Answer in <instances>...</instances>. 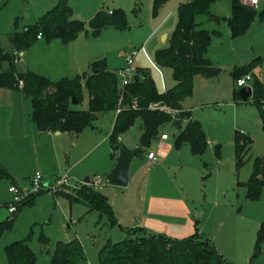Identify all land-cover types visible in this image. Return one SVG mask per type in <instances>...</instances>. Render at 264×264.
<instances>
[{
    "label": "rangeland",
    "instance_id": "1",
    "mask_svg": "<svg viewBox=\"0 0 264 264\" xmlns=\"http://www.w3.org/2000/svg\"><path fill=\"white\" fill-rule=\"evenodd\" d=\"M216 1L213 7L220 13H225L226 9L230 10V0ZM56 2L57 0H0V46L6 51L12 50L8 32L15 30V20L19 21V30H23L25 24H34L38 17L51 10ZM153 2L154 0H69L74 17L87 23L102 8L106 11H112L116 7L125 10L129 29L109 28L103 32L99 39H96L97 41L92 40L97 49H102L101 58L106 59L110 69L117 71L118 68L126 66L125 56L133 51H139L134 66L136 68L150 67L151 72H153V68L147 57L144 56L142 49L145 48L155 60L156 50L169 45L164 33L175 29L174 21L177 18L175 15L164 24L162 30L150 35L151 31L159 26L164 15L172 10L170 6H172L171 3H174L173 0L164 2L160 6L158 14L155 15ZM257 8L261 7L258 5ZM221 15L225 17L226 14ZM207 17L199 15L197 19L199 21ZM217 18L219 19V17L214 18L213 16L211 19H215L218 23ZM213 20L210 22H214ZM221 23L220 27L226 26L223 20ZM7 27L9 28L8 32H5ZM88 29L90 30V27ZM238 40H246L247 44L252 46L249 52L255 56L251 59L261 57L260 64L251 73L253 76L251 87H254L255 79H259L264 84V43L258 38L256 39L254 32ZM214 46L217 50L214 59L217 60V65L221 68L222 73L218 77L205 80L203 76L198 75L194 81V93L185 98V101L194 106L196 109L194 111L203 118V123L209 130L208 132L214 134L218 140L201 156L195 157L190 149L187 157L182 158L181 156L173 161L170 157L167 166L157 164V161L152 166H148L146 158L137 156L132 165V172H135L137 166L141 173L140 181L149 176L148 181L152 183L155 176V180L158 182H169L173 187L179 186V190L176 188L175 191L172 190L173 187L169 186L166 189L168 191L166 194L178 195L187 191L189 196L196 199H200L206 194L212 200L220 195L221 201L224 198L223 194H226V201L222 203L228 205V210L234 209V214L235 211L239 210L243 212L246 225L247 242L246 252L243 255L247 254V256L237 259V263L234 262V264H264V252L259 257L252 256L257 241L256 236L264 220V187L261 197L258 200H252L247 194L248 187L246 184L254 171L255 158L264 156V111L262 112L264 93L260 106L251 99L243 102L239 97V100L236 101L235 91L238 92L241 87L235 85L236 79L232 73L236 67L243 66V64H236V66L231 64L233 61L238 63V58L241 56H238L240 54L237 53L236 58H230L226 61V56L218 54L219 49L216 43ZM24 57L25 55L23 59ZM243 57L248 56H242L241 60ZM16 67L19 71L24 72L26 70L25 61L17 63ZM162 71L166 74V80L169 79L170 71L167 68H162ZM171 79L173 78L171 77ZM19 88L21 87L19 86ZM83 90V101L74 104V106L81 110H87L89 94L88 89L84 87ZM32 113L31 98L26 92L1 89L0 142L4 140V135L10 134L11 124L17 127L19 122H22L21 126L27 122L26 126H35L31 120ZM114 118L115 112L113 111L100 113L94 124L88 126L79 135L64 133L57 136L58 142L40 141L41 147H35L33 143L32 150L25 151L29 155L27 159L17 161L12 158L6 162L4 166L15 176L17 181L13 182V179L8 178L0 179V222L10 217L7 203L12 202V194L9 192L12 184L28 188L31 179L37 172L44 175L43 182L49 185H56V182L65 176L68 177L69 184L62 187L57 193L44 191L38 194L34 205H28L13 214V217H16L13 228L6 230L0 238V264H9L7 263L5 246L16 240L27 239L29 236L28 245L36 252L38 264H51L47 248H43L39 241L42 233L49 237L52 248L60 240L71 241L78 237L85 247L89 264L91 262L98 264V246L102 245L107 238L118 242L128 236L124 235L118 227L111 226L107 216L100 214L97 210L90 211L86 201L71 200L61 192L65 190L75 196L77 190L86 185L83 184L78 187L80 182H84L87 177L93 179L98 176L102 178L103 183L98 190L112 203L116 199L122 202L126 197L137 201L139 191H141L140 187L143 184L138 185V181H130L127 187L118 188L106 182V175L109 172L105 171V168L112 158V151L109 149L106 135L113 126ZM141 123L142 120L137 118L135 125L124 133L127 142L124 138L121 139L127 145H129V141H135L138 138ZM161 130L168 134L170 140H175L179 131L171 122L163 125ZM236 131L245 132L253 139L252 149L247 152L245 164L240 168L235 163L234 139ZM159 136L152 141L150 147L155 151H157L155 146L159 141ZM102 138L104 142L83 158L89 149ZM217 145L220 148V155L216 153ZM150 148L149 150H151ZM183 148L186 147L181 149ZM72 167L77 173H82L83 170L88 171L83 177H79L75 176ZM227 221L230 223L229 219Z\"/></svg>",
    "mask_w": 264,
    "mask_h": 264
},
{
    "label": "trees",
    "instance_id": "2",
    "mask_svg": "<svg viewBox=\"0 0 264 264\" xmlns=\"http://www.w3.org/2000/svg\"><path fill=\"white\" fill-rule=\"evenodd\" d=\"M168 0H154L153 10L157 15L160 6ZM215 0H188L178 6V21L169 37V45L156 50V62L162 67H170L173 71L176 84L165 92H160L151 72L144 68H137L139 76L122 87L115 71L107 68L106 59L91 64L90 71L74 77H64L52 81L42 74L17 69L14 60V51L29 49L38 39L39 33L47 41L60 38L69 43L82 32L91 28L93 37L100 36L102 30L113 28L127 30L130 28L126 11L116 7L112 11L99 10L87 23L74 17L69 0H58L54 7L40 16L34 24L18 29V20L15 21V30L10 34L13 50H4L0 47V90L12 89L26 92L31 98L33 113L32 120L39 131L79 133L88 126H92L98 114L107 111H119L116 122L109 136L111 146L118 150L121 134L131 129L137 118L142 120L141 136L138 143V156L149 151L152 141L159 136L160 128L166 123H173L179 131L174 146L180 148L188 143L192 152L198 156L209 149L207 133L200 120L191 118L190 113L181 110L182 101L194 93V79L196 75L208 78L218 77L222 73L219 66L208 58L207 51L215 37L222 35L220 30L203 28L197 21L199 15L212 18L211 4ZM232 14L226 18L231 30V36L241 37L253 27L258 19L264 21V7H251L242 1L232 0ZM261 62L258 57L243 66L236 67L232 73L235 79L246 73H252ZM24 85L19 88V83ZM253 96L250 98L260 106L264 93V84L255 79ZM88 89V109L81 110L74 104L84 99L83 88ZM74 99L76 102H74ZM235 99L239 100L235 91ZM134 102L138 106L134 108ZM152 104H162L180 113L175 117L167 110L153 108ZM264 108L262 106V112ZM188 119L185 126L183 120ZM253 139L245 132L236 131L235 134V161L240 168L245 164V156L252 149ZM216 153L220 155L217 145ZM254 171L246 182L247 194L252 200L261 197L264 187V156L254 160ZM8 178L16 182L13 175L0 163V179ZM71 200H84L91 210H97L107 216L111 226L119 224L109 198L105 197L93 186L84 185L73 196L65 190L61 191ZM34 195L25 202L23 207L32 205ZM8 205V204H7ZM16 217L0 222V238L6 230H11ZM16 240L5 246L9 264H37L36 252L28 241ZM253 257H259L264 252V220L256 236ZM39 241L43 248H47L52 264H88L86 251L81 240L76 237L71 241L60 240L54 248L49 237L41 234ZM52 248V250H51ZM99 264H232L219 252L215 243L198 233L177 239L164 234L151 233L146 228L138 227L128 231V236L122 241L113 242L108 239L99 250Z\"/></svg>",
    "mask_w": 264,
    "mask_h": 264
},
{
    "label": "crops",
    "instance_id": "3",
    "mask_svg": "<svg viewBox=\"0 0 264 264\" xmlns=\"http://www.w3.org/2000/svg\"><path fill=\"white\" fill-rule=\"evenodd\" d=\"M173 1L174 3H171L172 6H170L172 10L170 12H167L166 15H164L159 26H157L153 31H151L150 35L153 34L154 32L156 33L162 30L164 24L169 19L173 18L175 15H177V18L174 21V25L176 27L177 25L176 23L178 21V6L179 4L188 0H173ZM215 2L217 1L215 0L211 4L210 8H211V12L214 14V18L219 17L218 23L216 22L215 19L213 20L207 16H206L207 18L204 20L201 19L198 21L197 19V21L202 24L203 28H207L209 30L217 29L220 30L222 33L220 37L214 38L211 46L209 47V50L207 51L208 58L212 60L214 64L217 65L218 62L216 59H214V57H216L215 53L217 52L214 46L216 43L219 49L218 54H223L224 56H226V61L227 59L230 58L231 59L236 58L237 53H239L240 55L238 56L241 57L248 56V57H243L242 60L241 57H239L238 63L236 61H233L232 62L233 64L231 65L236 66V64L242 65L247 63L248 60H250L252 57L255 56V54H251L249 52V49L252 46H249L246 40L239 41L238 39L242 38L245 35H248L249 33L254 32L256 35V39L258 38L261 42L264 43V21L257 18L250 31H248L246 34L242 35L241 37L234 38L231 36V30L229 24L226 21V18L230 17L232 14V7H231L232 0H230L229 3L231 7L230 10L226 9L225 13H220L217 9L213 7V4H215ZM259 6L261 7L260 9L264 7V0H260ZM221 14H226V15L225 17H223ZM212 20L214 22H210ZM222 20L224 21V23H226V26L220 27V25L222 24L221 23ZM15 21H14V27H15ZM26 25L28 24H25L24 26ZM8 29L9 28L7 27L5 32H8ZM108 29L109 28L102 30L100 36L93 37L90 28V30L88 29V31L80 33L77 38L70 41L69 43L62 42L60 38H56L55 40L52 41H47L44 37H41L37 39V41L33 43V45L29 49L24 50L25 57L23 60L25 61V67H26V70L24 71L30 70L39 75L40 74L45 75L46 77H48L49 79L55 82L64 77L71 78L81 73L90 71V66L92 63L103 59L101 58L102 55H100L102 49H97V47L95 46V42H93L92 39L95 40L97 38L99 39L103 34V32ZM12 32L13 31L11 30L8 32L9 34L7 33L9 41H10V34ZM165 32L166 33H164L163 31V33L167 35L165 39L169 43L168 39L173 31L171 32L165 31ZM10 45H11V41H10ZM11 46L13 50V45ZM142 51L144 53V56L147 57V60L150 62V65L153 68L152 70L153 72H151L150 67L147 68V66H145L144 69L151 72L159 91L165 92V90L172 88L176 84V80L174 79L172 69L167 66L165 67L160 66L156 62V59L155 60L152 59V57L147 53L145 48L142 49ZM107 68L109 70H112L109 68L108 62H107ZM162 68L164 69L167 68L170 71L169 79L166 80V74L162 71ZM170 76L173 79H171ZM197 76L198 75H196L194 81H196ZM201 76H203L204 80L208 78L204 75ZM9 90L15 91L12 89ZM181 110L189 112L192 119L194 120L198 119L201 121L205 133H207L208 136L209 147L218 140L217 137L214 136V134L208 132L209 130L206 129L203 123L204 121L203 118L200 117L198 114H196V112L194 111L196 110L194 106L186 102L185 99L182 101ZM113 112H115V118H114L115 121L113 123L112 128L109 130V132L106 135L107 136L106 139L109 144V149L110 151H112V158L107 163L105 168L106 169L105 171L107 172L112 171L116 163L115 159L119 154L118 150L116 151L112 148L110 136H109L111 130L115 125L116 117L119 113L118 111H113ZM31 120H32V115H31ZM32 122L34 121L32 120ZM187 122L188 119L183 120L182 125L185 126ZM21 123L22 122H19L17 126L19 128L11 124L10 134H8L7 136L4 135L3 138L4 140L0 142V163L3 166L6 164V162L10 161L12 158H15V160L17 161L18 160L22 161L23 159H27L29 155L28 153L26 154L25 151L32 150L33 143L35 147L37 146L41 147L40 141L47 140L46 142L55 143L58 142L57 141L58 135L69 133V132L60 131V133L56 134V132H52V131H39L35 122H34L35 126L32 125L26 126L27 122L26 124L24 123L23 126H21ZM161 129L162 127L160 128V132H159L160 135L159 141L155 146L157 151H155V149L153 150L150 148L151 150L157 153L158 156L157 159L152 161L148 160L147 154L149 151L146 152L143 156H141L146 158L147 160L146 164L148 166H152V164L156 161L157 164L160 163L161 165L167 166L168 159L170 157L172 158L173 161L175 159L177 160L181 156L182 158L185 156L186 157L189 156V152L191 148L188 143L185 144H188L189 146H183L185 145L183 144L180 148H176L174 146L175 140H170L169 136L167 137V139H162L161 135L162 133L165 134V132L162 131ZM84 130L82 132H84ZM82 132L69 133V134L79 135ZM124 133L121 134L120 138H124L127 142ZM140 134H141V130L139 131L138 134L139 136L138 138L135 139V141H129L130 142L128 143L129 147L138 146L139 138L141 136ZM102 142H104L103 138L99 142L95 143L91 147V149H89V151L83 156V158L89 155L91 150L95 149L97 146L99 147V145ZM234 145H235V139H234ZM182 147H186V148H183L184 149L183 150L181 149ZM194 156L198 157L201 155L196 156L194 154ZM133 163L134 161L132 162L131 166L133 165ZM72 171L73 172L75 171V176L77 175L79 177H83L88 170H83L82 173H77L75 168H73ZM132 171H133V166L131 168L129 182L138 181V185L143 184V186L140 187L141 191H139V196H138L139 198L137 199V201L129 197L124 198L122 202H119L117 199L113 203L110 201L111 204L113 205L114 211L119 221V224L116 227L122 230L124 235H128L129 230L137 229L138 227L146 228L151 233L164 234L167 237L170 236L177 239H184L185 237H189L198 233L199 235L205 236L209 238L212 242H214L215 246L218 248L222 256L225 257V259L232 264H234V262L237 263L238 261L237 259L247 256V254L243 255L246 252L245 248L247 242L244 214L240 210L235 211L234 214V209L231 211L227 209L228 205H226V203L225 204L222 203L226 201L225 199V197H227L226 194H223L224 198L222 199V201L220 195H218L214 200H212L211 198H208V195L206 194L200 197V199L199 198L196 199L195 197L189 196L187 191H184L185 193L182 192V194L180 193L178 195L166 194L168 193L166 189H168L169 186L173 187L169 184V182L168 183L158 182L155 180V176L154 179L152 180V183L148 181L149 176H147V179L140 181L141 173L138 167L136 166L135 172ZM13 177L15 181H17L14 175ZM90 180H92V178H90ZM83 184H87V183H85V181L80 182V185L78 187L82 186ZM176 188H178L179 190V186L177 185L173 187L172 190L175 191ZM36 197L37 196H35L32 205L35 204ZM223 206L225 207L223 208ZM232 207L234 208V206ZM229 214H230V218H229ZM228 219L230 220V223L228 221L226 222V220ZM108 239L111 238H107V240ZM106 241H103L102 245L98 246V254H99V250L104 246ZM86 256H87V252H86ZM90 264H94V262H91Z\"/></svg>",
    "mask_w": 264,
    "mask_h": 264
},
{
    "label": "built area",
    "instance_id": "4",
    "mask_svg": "<svg viewBox=\"0 0 264 264\" xmlns=\"http://www.w3.org/2000/svg\"><path fill=\"white\" fill-rule=\"evenodd\" d=\"M242 1L243 3L251 6V7H257L260 3V0H239ZM43 37L42 33H39L38 39ZM139 51H133L132 53L127 54L126 57V66L122 68H118L117 71H115L117 77L119 78L120 85L122 87L130 84L136 76H139V72H137V68L134 66L136 62V55L138 54ZM14 60L15 63H20L24 62L23 56L24 52L20 50H15L14 51ZM253 81V76L251 73H246L243 74V76L239 77L235 81V85L238 87H243V86H251L250 84ZM24 85V82L21 81L19 83V86L22 88ZM138 104L137 102H134V108L137 107ZM153 108H160L161 110L168 111L172 114L173 117L176 118V116L180 113L178 109H173L169 106H163L162 104H152ZM264 108V105H263ZM120 111V109H119ZM118 111V112H119ZM173 112V113H172ZM162 139H167L168 134H163L161 135ZM157 153L153 150H149L147 154L148 160H156L157 159ZM44 175L41 172H37L35 176L31 179L30 182V187L28 188H23L20 185L17 184H12V186L9 188V192L12 194V202L8 203V213H9V219L13 218V214L16 213L19 208L28 201V199L34 195H38L43 193L44 191H53L57 193L62 187L67 186L68 183V177L65 176L62 179H59V181L56 182V185H49L47 183L43 182ZM90 183L92 186L96 189L100 188L103 183H102V178L101 177H94L92 180H90Z\"/></svg>",
    "mask_w": 264,
    "mask_h": 264
},
{
    "label": "water",
    "instance_id": "5",
    "mask_svg": "<svg viewBox=\"0 0 264 264\" xmlns=\"http://www.w3.org/2000/svg\"><path fill=\"white\" fill-rule=\"evenodd\" d=\"M217 21L219 22L218 18ZM166 36L167 35L164 34L165 38ZM238 96L243 102L249 101L253 96V88L251 86H243L238 91ZM74 102H76L75 99ZM57 133H60V131H57L56 134ZM118 151L119 154L115 159L116 163L114 168L106 175V182L109 185L121 188L127 187L130 183L129 180L132 168L131 164L138 155V146L129 147L127 143L120 138ZM85 183L90 185V177L86 178Z\"/></svg>",
    "mask_w": 264,
    "mask_h": 264
}]
</instances>
